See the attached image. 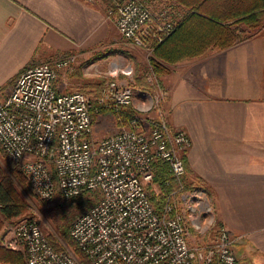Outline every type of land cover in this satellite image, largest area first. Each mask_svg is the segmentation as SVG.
<instances>
[{"label":"built area","instance_id":"obj_1","mask_svg":"<svg viewBox=\"0 0 264 264\" xmlns=\"http://www.w3.org/2000/svg\"><path fill=\"white\" fill-rule=\"evenodd\" d=\"M109 15L115 16L122 38L149 53L148 42L162 41L178 19L168 3L162 2L154 13L141 0H113ZM76 59L69 52L33 63L8 91L0 92V148L43 200L97 195L70 227L89 264H242L234 238L222 224L209 246L188 240L184 211H191L190 217L196 220L195 214L212 208L205 188L185 187L183 155L192 146L188 132L169 124L159 108L161 99L153 96L152 108L158 117L150 124L136 113L128 126L96 139L90 95L81 89H57L60 70L71 68ZM132 70L128 66L123 72L130 75ZM98 102L126 107L134 103V88L116 78L109 80ZM162 162L169 165L177 188L158 210L149 184L154 164ZM9 244L22 249L25 264H83L71 248L57 249L33 218L16 222Z\"/></svg>","mask_w":264,"mask_h":264},{"label":"crops","instance_id":"obj_2","mask_svg":"<svg viewBox=\"0 0 264 264\" xmlns=\"http://www.w3.org/2000/svg\"><path fill=\"white\" fill-rule=\"evenodd\" d=\"M111 4L0 0V92L8 91L31 64L70 52L78 58L71 68L60 70L57 89H81L91 97L90 89L67 84L84 73L87 63L81 57L100 55L91 66L111 57L105 48L119 36L115 16L109 15ZM121 40L133 46L135 61L148 60L147 48ZM125 50L122 46L114 52ZM168 68L161 81L164 108H159L172 127L184 128L191 137L192 146L184 153L185 177L202 181L220 224L234 236L239 261L264 264V25L241 43ZM134 89V101L150 94Z\"/></svg>","mask_w":264,"mask_h":264},{"label":"trees","instance_id":"obj_3","mask_svg":"<svg viewBox=\"0 0 264 264\" xmlns=\"http://www.w3.org/2000/svg\"><path fill=\"white\" fill-rule=\"evenodd\" d=\"M162 2L172 6L178 19L174 30L162 41L148 42V47L151 49L149 62L157 74L162 61L172 64L203 55L214 48L224 49L236 45L255 36L264 24V0H158L157 5ZM149 85L150 83L147 82L139 87L141 90L149 91L151 88ZM99 96L95 101L91 99L92 112L95 109L97 111L109 109L98 102ZM132 106L130 104L112 112L121 123L129 125L136 114ZM183 159L187 170L184 155ZM10 167L12 174H8L0 165V227L4 219L17 218L28 209L26 199L16 186L17 180L26 189L28 180L24 173L15 169V166ZM154 172V178L149 184L151 199L156 208L161 210L168 202L172 191L177 188V181L167 163H155ZM183 180L187 189L202 186V181L198 177L189 181L184 175ZM154 184L160 186L159 192L153 188ZM83 197H92L91 204H93L97 195L84 194L78 198ZM62 235L65 243L72 248L83 264H89L86 256L72 239L69 227L63 228ZM48 238L57 249L63 248L62 244L56 241V237L49 234ZM0 264H25L23 254L17 250L0 248Z\"/></svg>","mask_w":264,"mask_h":264},{"label":"rangeland","instance_id":"obj_4","mask_svg":"<svg viewBox=\"0 0 264 264\" xmlns=\"http://www.w3.org/2000/svg\"><path fill=\"white\" fill-rule=\"evenodd\" d=\"M112 1L113 0H111V2ZM156 3L154 2L152 4H149L153 9L154 13L159 12L160 10V5H157ZM110 7H112V4L110 5ZM262 27L263 26H261V28ZM117 35L120 36L119 32ZM119 36L115 40V42H117V45H113V43L115 42H110L105 48L109 50V54L111 55V57H108V59L102 60L101 62H97L95 66L94 65L91 66L92 61L93 62L97 61L96 60L97 53L92 54L93 56H89L88 60L86 59L83 60V58L81 57L80 62L87 63L85 66L84 73H82L81 70L80 73L75 78H73V80H71V82H68L67 86L68 88L86 87L87 89H90L91 98L93 99V101H95V98L101 94L100 88L103 87L109 80L116 78L117 80L127 82L130 86L137 88H140L139 87L140 85L149 82L150 83L149 87H151L149 90L150 94L147 95L145 99L141 97L135 98L134 103H132L133 105L132 107L135 109L136 113L140 115V118L143 120V122H145V124L147 123L150 124L152 119L154 120V118L158 117V112L155 110V112H157L155 113L153 111L155 108H152L153 110L151 109L149 112L144 113L139 110L138 105L139 102L152 101V98L157 96L159 99H161L159 104L161 108L163 97L166 94L164 86L162 85L161 81L163 80L162 76L166 73V71H168L169 69L168 66L170 63H166L165 61H162L161 67H158V74H157L155 69L151 67V64L149 62L150 53L148 54V60L144 61L145 63H141V62L138 63L137 61L134 60V54L131 53L130 51L132 50L133 46H130V43L127 42L125 44L124 43L125 41L121 40V36L120 37ZM122 46L123 47L125 46V48H127V50H125V53L114 52L115 49L121 48ZM99 56L100 55H98V57ZM128 66H132L133 68L132 73L130 75H126L123 72L125 69L128 68ZM114 71H116L115 74ZM152 76L154 77V79L150 81L149 77ZM108 108L109 109L107 110L103 109V111H97V109H95L92 112L93 132H95L94 136L95 138L99 137L96 139H100L102 136L104 137L107 134L118 131L123 126H128V124L125 125L121 123L117 119L115 113L112 112V110L117 108H112V109L111 107ZM162 108H164L163 105ZM162 111L164 112L163 109ZM143 122H141V124L144 125ZM0 165L4 168V170L8 174H12V167L10 166H13V168L15 166V169L17 170L19 169L20 172L23 174L21 168L17 164H15L8 157V155H6L2 151L1 148H0ZM16 186L17 188H19V191L26 199L28 203V209L24 213H22L21 216L17 218H12L9 220L4 219L0 227V248L13 249L22 252L25 263L26 261L25 254L22 251V249L11 248L9 244L12 228L14 227L16 222L23 217L36 219L39 222L43 232L47 236L50 234L53 237H56L57 238L56 241L62 244L63 247L67 246L71 248L64 241V237L62 235L63 228L69 227L70 229L72 223L77 218V216L90 206V204L93 201L92 197H83V198L77 197L73 199H64L61 197H57L52 201H46L41 199L34 192V190L30 187L28 182L26 189L20 183H18L17 180H16ZM152 186L155 189V191L159 192L160 186L158 184H154ZM173 201L177 202V197L173 198ZM184 213L186 215L185 221L187 223L188 240L190 244L192 245L205 244L209 246L210 242L216 239L218 235L217 233L218 227L219 225H221L215 214V208H213V205L210 211H202L200 215L195 214L197 218L196 220H193L192 217H190L191 211L185 210ZM212 221H214V224L211 227H209L208 225ZM232 238H234L233 235Z\"/></svg>","mask_w":264,"mask_h":264},{"label":"clouds","instance_id":"obj_5","mask_svg":"<svg viewBox=\"0 0 264 264\" xmlns=\"http://www.w3.org/2000/svg\"><path fill=\"white\" fill-rule=\"evenodd\" d=\"M138 107H139L140 111L147 113L151 110L152 103H151V101L139 102ZM213 224H214V221H212L208 226L211 227Z\"/></svg>","mask_w":264,"mask_h":264}]
</instances>
